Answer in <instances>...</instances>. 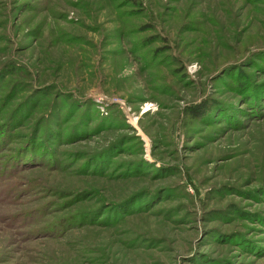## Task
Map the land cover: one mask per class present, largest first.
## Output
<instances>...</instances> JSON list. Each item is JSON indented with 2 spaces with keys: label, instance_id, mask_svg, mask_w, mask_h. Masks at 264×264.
Here are the masks:
<instances>
[{
  "label": "rangeland",
  "instance_id": "obj_1",
  "mask_svg": "<svg viewBox=\"0 0 264 264\" xmlns=\"http://www.w3.org/2000/svg\"><path fill=\"white\" fill-rule=\"evenodd\" d=\"M0 264H264V0H0Z\"/></svg>",
  "mask_w": 264,
  "mask_h": 264
},
{
  "label": "trees",
  "instance_id": "obj_2",
  "mask_svg": "<svg viewBox=\"0 0 264 264\" xmlns=\"http://www.w3.org/2000/svg\"><path fill=\"white\" fill-rule=\"evenodd\" d=\"M195 114H197V112H195V111H193V113H192V117H195ZM199 115H197V117H198Z\"/></svg>",
  "mask_w": 264,
  "mask_h": 264
}]
</instances>
